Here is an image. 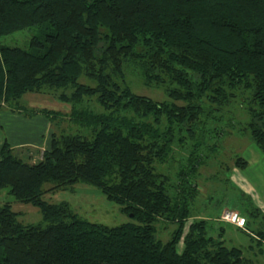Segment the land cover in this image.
<instances>
[{
	"label": "trees",
	"instance_id": "1",
	"mask_svg": "<svg viewBox=\"0 0 264 264\" xmlns=\"http://www.w3.org/2000/svg\"><path fill=\"white\" fill-rule=\"evenodd\" d=\"M27 29V48L3 43ZM128 70L168 99L135 94ZM46 93L68 112L22 105ZM238 99L244 125L228 110ZM6 109L71 128L53 132L33 163L3 144L0 194L11 201L0 206V264H255L226 244V224L197 217L196 181L228 135H247L264 153V0H0ZM248 165L238 156L235 167ZM231 172L221 182L232 187ZM77 184L98 188L129 221L91 223L45 200ZM239 201V229L264 256V212L244 192ZM16 203L38 208L42 223H21ZM160 222L175 227L166 242Z\"/></svg>",
	"mask_w": 264,
	"mask_h": 264
},
{
	"label": "rangeland",
	"instance_id": "2",
	"mask_svg": "<svg viewBox=\"0 0 264 264\" xmlns=\"http://www.w3.org/2000/svg\"><path fill=\"white\" fill-rule=\"evenodd\" d=\"M34 33V30L27 29L5 37L3 43L10 47L27 48L28 42ZM80 81L91 84L85 78H81ZM126 83L131 86L133 92L137 95L159 102L168 99L165 87L153 88L146 86L138 73L132 70L126 71ZM94 103L92 105H95ZM241 103V99H238L228 110L232 112L236 122L244 125L249 122L250 116L247 112V105H241ZM22 105L29 112L46 109L64 114L69 109L66 105L55 100L54 93L27 95L22 100ZM4 111L9 110L6 109ZM23 116L28 119H34L38 115H33L32 117ZM227 118L229 119V116ZM39 122L41 120L34 119L31 124L37 126L38 129L42 127V124ZM70 128L71 126L67 122L63 123L61 127L56 123L51 124V130L58 134L61 130L68 131ZM11 130L12 125L8 123L3 128L2 136H10L16 140L12 136L13 132ZM16 150H19L21 155L27 159L33 156L34 158L31 160V163L39 161L42 155V152L36 149L20 148ZM217 150L216 155L210 157L208 163L200 170V177L196 181L201 192L196 203V215L199 219H209L210 223L215 224L216 229H219L221 224H226L224 237L226 244L230 247L242 249L244 255L255 264H264V256L259 255V253L257 254L255 249H250L252 241L249 235L239 229L245 227L244 223L246 221L240 213L242 208V204L239 201L241 200V192L250 195L255 205L264 212V153L260 151L250 137L247 135L241 136L238 133L220 139ZM238 156L248 161L249 165L246 168L238 169L235 167ZM186 157L187 153L182 151H179L176 155L177 161L184 160ZM178 166L175 163V169L173 170L176 171ZM228 170H232L230 176L232 187L227 183L221 182L226 180ZM46 187L48 189L50 185ZM211 197L214 198V202H210L209 199ZM8 200L11 201L10 198ZM8 200H5V202ZM12 200L14 199L12 198ZM45 200L53 204H68L71 210L79 217L91 223L115 227L129 221V218L121 212V208L118 205L109 202L98 188L88 184H77L68 190L48 194L45 196ZM218 202L221 203L217 205ZM13 207L20 214L19 220L24 225L42 223V215L38 208L21 203L13 204ZM220 209L221 212H219ZM231 214H238L241 218L240 221L235 223L234 219L230 217ZM174 229L175 227L167 226L163 222L158 224L159 236L165 242L170 238Z\"/></svg>",
	"mask_w": 264,
	"mask_h": 264
},
{
	"label": "crops",
	"instance_id": "3",
	"mask_svg": "<svg viewBox=\"0 0 264 264\" xmlns=\"http://www.w3.org/2000/svg\"><path fill=\"white\" fill-rule=\"evenodd\" d=\"M38 116L34 119L41 120L42 127L37 129V126L31 124L34 119L25 118L22 114L9 111L0 112V150L3 144L7 141L14 149L28 148L40 150L42 153L49 150L51 146V121L45 116ZM8 123L12 125L13 137L2 136L3 128ZM36 155V154H34ZM6 192L0 194V206L5 204ZM9 201V200H8Z\"/></svg>",
	"mask_w": 264,
	"mask_h": 264
},
{
	"label": "built area",
	"instance_id": "4",
	"mask_svg": "<svg viewBox=\"0 0 264 264\" xmlns=\"http://www.w3.org/2000/svg\"><path fill=\"white\" fill-rule=\"evenodd\" d=\"M230 217L234 219L235 223H237L241 219L238 214H231Z\"/></svg>",
	"mask_w": 264,
	"mask_h": 264
}]
</instances>
